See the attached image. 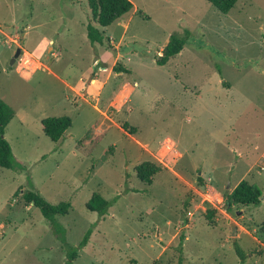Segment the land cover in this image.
Segmentation results:
<instances>
[{
  "label": "rangeland",
  "instance_id": "obj_1",
  "mask_svg": "<svg viewBox=\"0 0 264 264\" xmlns=\"http://www.w3.org/2000/svg\"><path fill=\"white\" fill-rule=\"evenodd\" d=\"M130 1L101 46L86 0H0L5 139L22 166L0 168V264H178L179 249L183 264H264V0L227 15L207 0ZM61 117L72 125L54 143L42 122ZM145 162L161 167L152 185L136 175ZM244 180L261 205L227 211ZM26 191L71 204L61 230ZM94 194L111 202L102 217L86 208Z\"/></svg>",
  "mask_w": 264,
  "mask_h": 264
},
{
  "label": "trees",
  "instance_id": "obj_2",
  "mask_svg": "<svg viewBox=\"0 0 264 264\" xmlns=\"http://www.w3.org/2000/svg\"><path fill=\"white\" fill-rule=\"evenodd\" d=\"M87 7L91 13L93 23L86 26L87 37L92 45L103 46L109 41L104 30L113 23L121 20L134 10V5L130 0H86ZM241 0H207L221 14H229L236 4ZM189 33L171 35L166 47L161 55L155 59L158 67L166 66L171 59L182 53L189 40ZM113 71L121 73L125 71L124 66L117 64ZM14 111L2 100H0V168L7 170H21L13 155L10 144L5 139V130L13 120ZM72 122L67 117L48 118L42 122L43 133L54 143L62 140L66 132L71 128ZM161 172V167L151 162H145L136 168L138 179L146 184L152 185L153 178ZM19 194V193H18ZM23 200L28 205H33L42 213L43 217L50 223L54 233L60 229L56 221L57 216L68 215L71 204L60 202L58 204L49 203L42 195L33 191H26ZM262 197L260 191L246 180L241 181L227 198V211L235 206L259 207ZM113 203V202H112ZM111 206V202L105 200L100 194H94L86 205L88 211L104 216ZM213 211L206 214V218L212 221ZM264 234V224L261 227ZM88 235L80 244V249L86 246ZM235 250L242 263L246 259L244 252L237 243H234ZM178 264H183L182 250L179 249ZM77 250L73 251L72 259L78 257ZM159 264V263H155Z\"/></svg>",
  "mask_w": 264,
  "mask_h": 264
},
{
  "label": "water",
  "instance_id": "obj_3",
  "mask_svg": "<svg viewBox=\"0 0 264 264\" xmlns=\"http://www.w3.org/2000/svg\"><path fill=\"white\" fill-rule=\"evenodd\" d=\"M20 54H21V50L18 49L17 52H16V54H15L14 59H13L12 62H11V64H13V63L15 62V60L20 56Z\"/></svg>",
  "mask_w": 264,
  "mask_h": 264
},
{
  "label": "crops",
  "instance_id": "obj_4",
  "mask_svg": "<svg viewBox=\"0 0 264 264\" xmlns=\"http://www.w3.org/2000/svg\"><path fill=\"white\" fill-rule=\"evenodd\" d=\"M133 12V11H132ZM105 32V31H104ZM101 60L103 59L102 57L100 58Z\"/></svg>",
  "mask_w": 264,
  "mask_h": 264
}]
</instances>
